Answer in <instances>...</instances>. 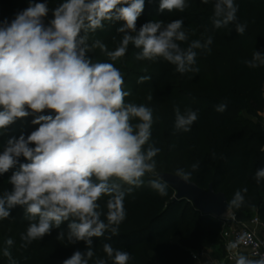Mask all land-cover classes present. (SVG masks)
<instances>
[{"label": "clouds", "instance_id": "1", "mask_svg": "<svg viewBox=\"0 0 264 264\" xmlns=\"http://www.w3.org/2000/svg\"><path fill=\"white\" fill-rule=\"evenodd\" d=\"M144 6L145 0H65L53 10L54 18L46 26L47 3H29L11 23L0 21V134L19 118L45 110L55 113L36 115L32 123L39 127L27 137L21 134L8 139L0 153V175L14 168L21 156L29 161L20 163L10 176L11 190L0 193V221L9 219L13 208L24 209L23 218L29 223L20 234L23 248L68 222L67 231L61 230L57 239L83 241L86 250L75 251L62 264H90L94 257L93 264H129L130 254L110 243L102 245L106 258L97 257L93 238L107 233L111 240L119 235L126 218L125 198L145 185V176L153 177L147 180L150 188L162 197L168 195L169 182L157 170L155 159L161 149L149 143L153 110L126 102L131 93L124 88V75L110 61L124 57L132 45L138 49L137 61L162 59L181 75L196 73V50L210 52L213 39L208 36L181 47L189 40L183 19L166 25L147 22L137 31ZM187 7V0H159L161 12H184ZM237 12L234 0H214L213 28L234 24L243 35L247 23L238 22ZM115 21L124 22L117 28L122 35L115 49L99 39L89 43V33ZM96 49L107 60L93 62L87 56ZM245 64L249 68L264 66V54L255 50ZM148 80L149 76H141L137 83ZM226 109V103L215 107L220 113ZM174 113L176 132H190L198 120V111L192 109L181 111L176 106ZM198 168L199 162L191 165L192 171ZM173 176L187 183L192 172L181 168ZM254 179L264 181V168L255 171ZM247 192V187L236 190L227 202V211L244 206ZM13 244L9 237L0 249L9 264H17L12 258ZM238 244L228 243V251ZM235 264H264V255L251 258L237 253Z\"/></svg>", "mask_w": 264, "mask_h": 264}, {"label": "trees", "instance_id": "2", "mask_svg": "<svg viewBox=\"0 0 264 264\" xmlns=\"http://www.w3.org/2000/svg\"><path fill=\"white\" fill-rule=\"evenodd\" d=\"M30 1L0 0V21L11 23L17 13L26 9L25 5L36 3ZM63 2L65 0L37 1L48 5L49 11L44 17L46 26L54 18L53 10ZM187 2L184 12L165 10L164 16L158 17L157 21L166 25L183 19L184 30L189 33L188 42L181 43L183 48H187L192 40L203 41L212 37L210 52L196 50L198 72L181 75L175 72L174 65L162 59L137 61L135 53L138 49L132 45L122 57L124 63L110 62L115 63L124 75V88L131 93L126 102L134 97V104H142L141 95H136L143 90L159 96V102L153 107L149 141L161 149L155 157L157 170L161 174H174L181 168L191 171V181L205 189L212 184L216 191L226 194L228 201L236 190L247 187L245 205L232 210L236 220L246 219L256 210L264 219V181L257 183L254 179L255 171L264 168V126L260 115L264 109V66L249 68L245 64L255 50L264 54V0H234L238 5V22L247 23L243 35L236 32L234 24L228 28H213L210 17L214 0L208 4L201 0ZM115 31L117 33V29ZM87 56L93 62L96 60L88 53ZM141 76H149L150 80L137 83ZM221 103L227 104L223 113L215 111ZM176 106L181 111H198V120L190 132L175 131ZM47 114L55 115L45 110L26 117L32 125L26 134L39 127L32 123L36 115ZM24 119H17L3 131L2 138H19L21 131L18 127ZM197 162L198 170L192 171L191 165ZM150 178L153 177L145 176V185L126 196V218L120 225L119 235L111 240L106 238L107 233L105 237L93 238L97 257L106 258L102 245L110 243L130 254L129 264H194L193 251L222 243L220 217L202 212L188 199L176 198V191L170 185L168 195L160 196L147 185ZM0 190H11L1 177ZM106 200L104 197L100 201L102 207ZM23 214L24 209L17 206L6 219L17 230L11 248L17 264H62L75 251L86 250L83 241L68 243L57 239L61 230L67 231L68 222H64L60 229L53 228L50 235L33 241L27 248L21 247L20 234L25 232L29 223ZM6 264H9L8 260Z\"/></svg>", "mask_w": 264, "mask_h": 264}, {"label": "rangeland", "instance_id": "3", "mask_svg": "<svg viewBox=\"0 0 264 264\" xmlns=\"http://www.w3.org/2000/svg\"><path fill=\"white\" fill-rule=\"evenodd\" d=\"M38 0H31L30 2H36L37 3ZM29 5H25V7L27 8ZM175 13H179L178 11H175ZM165 12H161L159 10V0H151V2H149V0H145V6H144V10L141 14V16L138 18L137 20V24H136V28L137 31H139L140 27L147 22H152V21H157L158 17H162L164 16ZM123 21H115V22H105L104 27L102 29H98L96 32L94 33H89V43H92V41L99 39L101 40L103 43H105L107 45V47L112 50L115 49L120 41V37H121V33H115L116 29L118 27H121L123 25ZM81 36L84 35V32L81 31L80 33ZM88 54L92 55L96 60V61H101L104 62V59L107 58L99 49H96L93 52H89ZM98 58V59H97ZM117 64H122L124 63L122 58L118 59L115 61ZM142 93H138L136 96H140L142 97V104L150 107L153 110V107L155 106L156 103L159 102V96H156L155 93H151V91L148 90H143L141 91ZM152 96V99L149 100L148 97ZM161 102V101H160ZM130 103H135V99L134 97L131 98ZM34 115V114H33ZM49 115V114H47ZM32 115L27 116L30 117ZM54 116V115H53ZM154 117V114H153ZM27 118L24 119V121L21 123V125L18 127V130H20V134L25 135L27 132H29V130L32 128L31 126V121L27 122ZM262 120V118H261ZM27 122V123H26ZM137 121H133V123H136ZM4 133L0 134V153H2V151L4 150V148L6 147V143L8 141V139L6 138H2V135ZM28 135V134H26ZM25 135V137H26ZM12 138V136L9 137V139ZM31 147H34V145H30ZM23 161V162H22ZM28 163L29 161L26 160L24 157L22 158V156L19 158L18 160V164L20 163ZM16 165L14 168L10 169L7 173H4L2 175H0L1 178H4L7 185L9 186V188H12V185L8 182L10 176L12 175V173L16 170H18L19 165ZM0 193H2V191L0 190ZM233 212L232 210L228 211L225 215L221 216V236L223 237V241L221 244L219 245H212L209 248H205L202 250H206L205 253L206 255L203 256V259L208 261V262H213L215 261V264H228L229 262L226 259V243L230 240L229 239V235L231 234L232 230L237 226L239 220L232 219L231 217L233 216ZM254 216H260V213L256 210L255 212H253L252 215H250L249 217H247L246 219H242L240 220V222H249L251 220L252 217ZM263 219V218H262ZM264 220V219H263ZM17 236V230L14 228V224L12 222H8L7 220H2L0 221V249H2L4 247V240L11 237L13 240L16 238ZM229 239V240H227ZM223 244L225 245V247L223 246ZM47 246V245H45ZM48 247V246H47ZM200 250V251H202ZM199 251V250H197ZM197 251H193V252H197ZM192 252V253H193ZM6 260L7 258L3 257L2 252H0V264H6ZM194 260V259H193ZM194 264H196V262L194 261ZM231 264H235V263H231Z\"/></svg>", "mask_w": 264, "mask_h": 264}, {"label": "built area", "instance_id": "4", "mask_svg": "<svg viewBox=\"0 0 264 264\" xmlns=\"http://www.w3.org/2000/svg\"><path fill=\"white\" fill-rule=\"evenodd\" d=\"M264 228V220L260 216H254L247 222H238L237 226L232 230L229 235V240L226 243V259L229 263H235V255L237 253L248 255L251 258H259L264 255V236H261L259 229ZM239 241L237 249L229 252L227 245L230 242ZM206 250L197 251L192 253V257L196 264H213L215 261L208 262L203 259L206 255ZM197 258H194V255Z\"/></svg>", "mask_w": 264, "mask_h": 264}, {"label": "water", "instance_id": "5", "mask_svg": "<svg viewBox=\"0 0 264 264\" xmlns=\"http://www.w3.org/2000/svg\"><path fill=\"white\" fill-rule=\"evenodd\" d=\"M162 175L176 191V198L188 199L196 208L215 217H221L228 212L226 194L216 191L212 184L205 189L193 181L187 183L180 181L173 176V173H163Z\"/></svg>", "mask_w": 264, "mask_h": 264}, {"label": "crops", "instance_id": "6", "mask_svg": "<svg viewBox=\"0 0 264 264\" xmlns=\"http://www.w3.org/2000/svg\"><path fill=\"white\" fill-rule=\"evenodd\" d=\"M260 115H261V118H262V124H263V126H264V109H263V111L260 113ZM259 233H260V235L261 236H264V228L262 229H259ZM228 264H231V263H228Z\"/></svg>", "mask_w": 264, "mask_h": 264}]
</instances>
